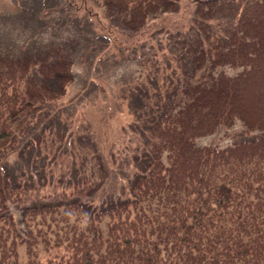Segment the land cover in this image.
I'll return each mask as SVG.
<instances>
[{
  "label": "trees",
  "instance_id": "16d2710c",
  "mask_svg": "<svg viewBox=\"0 0 264 264\" xmlns=\"http://www.w3.org/2000/svg\"><path fill=\"white\" fill-rule=\"evenodd\" d=\"M99 1L132 29L179 3ZM216 2L197 0L203 34L183 37L177 76L166 86L154 78L135 85L128 103L143 117L141 163L127 195L106 203L95 201L91 170L35 201L32 181L5 169L34 112L61 95L73 72L61 44L0 52V264H264V0H245L217 32ZM224 63L239 68L214 70ZM234 118L258 131L223 145L195 141Z\"/></svg>",
  "mask_w": 264,
  "mask_h": 264
},
{
  "label": "rangeland",
  "instance_id": "374dc122",
  "mask_svg": "<svg viewBox=\"0 0 264 264\" xmlns=\"http://www.w3.org/2000/svg\"><path fill=\"white\" fill-rule=\"evenodd\" d=\"M244 1L217 0L211 21L213 27L218 25L216 32L222 31ZM196 2L179 0L176 9L156 12L132 29L99 0H0V52L21 53L61 44L72 59L73 79L60 96L46 100L34 112L4 161L5 169L18 181H32L31 200L52 198L46 193L58 192L90 170L99 184L94 193L97 203L127 195L141 163L143 130L142 115L128 101L135 85L148 78L166 86L177 76L176 52L183 50V37L203 34L196 28ZM238 68L224 63L214 70L233 73ZM151 106L152 102L141 105L145 110ZM41 128H45L42 141L33 142L19 156L18 148ZM257 131L234 118L195 136V141L223 145ZM97 153L106 171L101 178L95 175Z\"/></svg>",
  "mask_w": 264,
  "mask_h": 264
}]
</instances>
